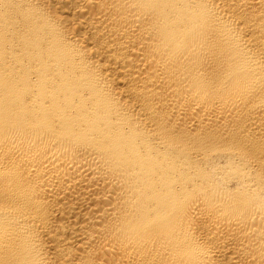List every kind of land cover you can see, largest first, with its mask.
Instances as JSON below:
<instances>
[{
	"label": "bare ground",
	"instance_id": "bare-ground-1",
	"mask_svg": "<svg viewBox=\"0 0 264 264\" xmlns=\"http://www.w3.org/2000/svg\"><path fill=\"white\" fill-rule=\"evenodd\" d=\"M0 264H264V0H0Z\"/></svg>",
	"mask_w": 264,
	"mask_h": 264
}]
</instances>
